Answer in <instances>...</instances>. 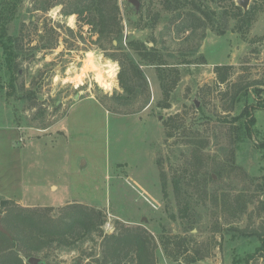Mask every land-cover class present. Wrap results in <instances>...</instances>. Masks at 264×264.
I'll return each instance as SVG.
<instances>
[{"label":"rangeland","instance_id":"obj_1","mask_svg":"<svg viewBox=\"0 0 264 264\" xmlns=\"http://www.w3.org/2000/svg\"><path fill=\"white\" fill-rule=\"evenodd\" d=\"M56 1L22 0L6 24L16 56L8 68L0 48V199L101 208L105 233L116 222L152 233L156 264H238L253 253L264 241V0L247 1L256 11L246 31L221 17L230 0H202L212 23L185 31L160 0H117L118 49L61 14L62 4L47 7ZM132 37L163 54L166 80L177 69L170 107L158 105L155 66L142 62L147 87L115 98L122 89L110 54ZM216 64L230 65L225 83ZM245 107L255 122L237 135L233 118ZM172 234L186 236L194 262L164 253L161 238ZM100 243L91 233L36 256L84 263ZM250 264H264V253Z\"/></svg>","mask_w":264,"mask_h":264},{"label":"trees","instance_id":"obj_2","mask_svg":"<svg viewBox=\"0 0 264 264\" xmlns=\"http://www.w3.org/2000/svg\"><path fill=\"white\" fill-rule=\"evenodd\" d=\"M22 0H0V48L5 52L8 68L14 64L16 56L13 50V38L7 34L6 24L13 17L17 6ZM167 10L177 12L175 18H180V30L201 28L211 19L205 10L202 0H160ZM54 4H62L61 14H75L80 24L90 25L98 34L100 45L110 42L120 44L122 28L119 19L117 0H57ZM230 11L221 16L235 19V30L246 31L251 25L256 7L251 5L243 10L241 6L230 0ZM187 9L184 10V7ZM46 7V8H47ZM157 18L154 17L153 26ZM211 22V21H210ZM212 23V22H211ZM222 33V30H220ZM118 54H110L119 64L117 79L122 92L115 94L119 101L128 96L137 95L147 87L146 77L140 63L154 65L160 82L163 99L158 105L170 107L169 96L178 80L177 69H172L175 75L166 80L169 71H165L163 54L154 46H147L141 38H128L126 47L120 48ZM138 58V59H136ZM227 64L214 65L217 83H225L229 77ZM116 70V68H114ZM146 104V103H145ZM144 104V105H145ZM255 118L248 107L234 116L233 120L237 135H249ZM1 222L8 234L0 232V264H25L23 258L38 255L44 249L56 245H71L75 240L83 239L91 233L101 238L99 256L91 257L84 263L77 264H156L157 243L152 233L141 226H126L116 222L114 232L105 233L103 225L105 215L98 207L88 206L78 202H68L63 206H22L11 198L0 199ZM164 253L177 260L184 256L185 262L195 261L194 254L188 248V239L179 234L166 235L160 242ZM264 253V241L256 247L253 253L246 254L237 260L238 264H250L255 253ZM93 253H89L91 256ZM27 264V263H26Z\"/></svg>","mask_w":264,"mask_h":264},{"label":"water","instance_id":"obj_3","mask_svg":"<svg viewBox=\"0 0 264 264\" xmlns=\"http://www.w3.org/2000/svg\"><path fill=\"white\" fill-rule=\"evenodd\" d=\"M130 1L135 3L137 6L139 5L138 4V0H130ZM247 1L248 0H236V3L245 10V9H247V7H246L247 6ZM113 43L116 44V41L114 40ZM195 103H196V105H198L196 100H195ZM0 232L8 234V232L5 230V228L2 225L1 215H0ZM26 262H27V264H44V262L38 256H35V255L29 256L26 259Z\"/></svg>","mask_w":264,"mask_h":264},{"label":"crops","instance_id":"obj_4","mask_svg":"<svg viewBox=\"0 0 264 264\" xmlns=\"http://www.w3.org/2000/svg\"><path fill=\"white\" fill-rule=\"evenodd\" d=\"M97 101V100H96ZM52 187H55L54 185H51Z\"/></svg>","mask_w":264,"mask_h":264}]
</instances>
